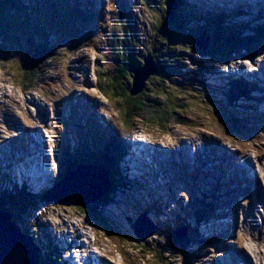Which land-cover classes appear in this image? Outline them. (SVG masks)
I'll return each mask as SVG.
<instances>
[{"label":"rangeland","instance_id":"rangeland-1","mask_svg":"<svg viewBox=\"0 0 264 264\" xmlns=\"http://www.w3.org/2000/svg\"><path fill=\"white\" fill-rule=\"evenodd\" d=\"M50 1L32 0L29 4L31 7L29 20L32 22H21V24H17L16 29H11V24L6 27L7 33H19L20 36L17 38H21L25 46L20 50L15 46L14 48L18 50L16 54L8 51L5 57L0 55V149L2 154H5L0 168L10 173L21 166V179H24L25 175L28 179L29 171L32 172V176L37 173L41 180L37 181V177H33L31 181L28 180L26 183H29V190L40 193L42 188H48L45 194H51L55 181L49 173L45 175V171H41L39 174L40 168L36 163L31 166L25 165L26 167L20 164L16 165L18 161H14V158L18 154L19 157L27 155L29 151L35 154L36 150L40 151L48 139L49 145L43 149L45 151L44 157H47L48 161L50 159L49 151H51L53 144L55 149L53 153H55L61 147L64 138L70 143L75 142L74 134L79 135L81 131H85V127L79 126L77 128V120L75 119L70 123L62 119L58 123L55 119V112L56 109L69 108L68 103L71 104L74 101L71 100L72 96H86L92 102L91 110L79 113L81 114L79 117H82L84 121L93 120L90 128L94 130L97 128V124H100V127L106 131L111 130L117 134L120 133L119 135L124 141H129L128 146L131 149L126 148L127 152H125L129 154L126 157V154L123 156L122 159L124 160L123 162L120 161V165H122L120 167L122 172L125 171V167L128 169L125 171V180L132 185V188L127 185L121 188L113 196L114 201L112 199L111 203L106 202L103 205L98 203L93 213L96 216L105 217L106 220L103 219V223L93 220L74 206L47 201L42 198V195L36 199L35 208L32 206L24 213L18 210L13 214L14 217L18 216L22 219V221H18L22 229L34 237L38 247L48 249L47 254L58 259L56 264H63L65 260H67L66 264H86L87 258L84 256V251L92 249L90 247L91 242L96 245V248L102 250L100 256L107 264H191L195 258L208 250L210 246L207 238L209 233H213L215 246L222 248V233L226 228H229L220 222L223 219H215L213 224L204 222V220L196 222L197 217L200 216L199 210H203L207 203L213 204V198H218L213 193L219 194L228 186L226 183L220 185L217 179L211 178L207 172V168L212 164L211 159L214 160L215 166L218 168L219 160L216 157L224 159L223 156H225L210 148L213 146L212 138L216 136L221 140L232 141L234 147L237 145L248 155H251L250 151L256 147L263 148L264 115H256V109L258 105H262L264 98L262 101H258V96L249 92L252 97L231 99V96L225 94L226 88L222 82H214L213 85L211 83L212 87L208 86L209 73H204V71L200 73L202 67L195 63L198 60V62L211 63L216 66L215 72L217 74L211 73L216 78L224 76L228 72H241L244 76L249 70L256 69L257 66H252L244 60H236L228 65L211 62L205 55H200L192 47L195 44L194 35L186 36L185 41H183L184 44L190 45L189 41L193 40V45L189 50L190 53L187 51L185 53L190 54L195 59V62L187 61V64H192L190 65L191 71L197 73L200 80H204L207 88L204 87L205 90L201 91V89L196 88L200 87L196 83L192 85L195 87L194 94L187 96V100H184L185 102L180 108L183 111L180 117L182 120L184 119L182 122L185 124L169 122L162 127L156 123L148 125L136 121L131 124L130 128L120 129V115L116 110L115 100L110 99V101L96 89L98 77L96 56L98 52L104 49L103 46L106 43L107 32H104L103 29H108V31L112 29L111 24L114 23L112 17L114 13L117 16L116 6H126L125 13L121 14L120 19L125 21V27L132 40L141 45L145 44L152 41L155 36L151 32L152 8H143L140 0H68L66 6L73 4L79 6L78 3H82L85 7L79 6L80 10L87 6L91 10L97 9L93 13L98 19L89 22L95 24L94 30L88 31L90 36L88 38L85 32L89 27L81 26L83 27L81 28L82 32L77 30V33H71L69 36H73L72 38L67 36L60 43L53 41L49 46L55 45L57 48L52 61L45 66L40 77L41 82L32 89L23 91L20 88L19 79L12 72L14 71L13 67L20 65V57L34 44L52 38V35L50 37L52 31L49 32L48 29H45L42 32L40 26L35 28V25H38L37 20H43L53 25L56 23L59 25L62 22L61 19L57 20L59 17L56 15L62 13V11L57 12L59 5H53V2ZM53 1L55 2V0ZM92 3H94L93 7ZM131 4L135 5L132 9ZM186 4L189 5V11L201 13V16L206 18L210 17L211 14L213 15L216 10H223L227 11L230 14L229 18L234 19V21H249V25L250 21L256 25L264 22V0H186ZM66 10L71 19H75L73 23L83 19V13L80 15L78 10L72 11L69 8ZM100 11L101 13H99ZM54 14L57 16H55V20L52 18ZM192 14L191 17L189 16L190 18H194L195 13ZM200 25L201 21L196 19L191 21L188 27L192 29ZM61 26L59 25L58 29ZM208 26L206 30L209 33L215 31L213 22H210ZM31 28H35L34 34L38 37L31 36L30 32L33 30ZM246 33L255 38L260 36V43L257 46L260 50L255 60L264 57V32L260 30V32L255 33V31L250 30L248 32L247 30ZM202 37L203 34L196 35V41L207 47L206 41L200 43ZM84 39L85 41H82ZM126 46H129L128 43ZM183 47L181 48L184 49ZM251 51L253 50L251 49ZM13 62L15 63L13 64ZM46 63H49V60ZM251 63L255 65L254 60ZM105 64L109 70L115 69L114 62L112 63L111 60ZM242 64H246L244 69L237 68L242 67ZM12 65L14 66L12 67ZM262 66L263 63L260 68ZM15 70L18 69L15 68ZM255 82L261 84V81ZM187 86L188 91H191L190 83ZM36 103L42 105L39 110H37ZM254 104L256 107L253 117H251ZM87 106L85 104L81 110ZM29 113L35 117V123L28 121ZM65 125L69 127L66 128ZM34 127L44 130L47 139L35 141L31 135V130ZM17 132H22L23 138L18 139L16 145L25 147V151L19 149L18 154L14 145L11 144L8 147L5 143L7 140L4 141L5 138L11 137L13 142ZM63 133L67 134L63 137ZM134 133L139 135L142 140L137 147L132 140ZM202 133V138L198 140L197 138ZM189 142H193L199 150L196 151L198 156H195V160L192 156L184 154V151L180 152L183 150L184 144L188 145ZM38 146L40 147L37 148ZM134 148L140 151L141 158L137 153L132 154L130 152H134ZM191 150L192 148H190V154L192 153ZM202 150L203 154H200ZM225 150L228 151V149ZM27 157V161H34L31 156ZM182 160L186 162V165L181 168ZM233 163L236 164L233 157H228L221 162L220 167L228 168L234 165ZM55 166L56 155L53 163V167ZM45 169L47 170V166ZM53 172H56L55 168ZM217 175L220 181L222 176L219 171H217ZM21 179L15 178L14 181L20 183L18 185L21 186L25 184V182H21ZM210 183H214L216 186L219 184V186L216 189H211ZM40 186L41 188H39ZM229 195L230 193L224 194V197L228 198ZM211 196L213 198H210ZM239 202L240 198L237 197L232 209L230 204L220 206L223 215L234 213ZM217 212L218 209L215 204L212 209L205 212V220L216 217ZM231 216L226 217V220ZM231 225H233V220ZM137 230L143 237L140 238L137 235L135 232ZM186 233H188L189 239H185ZM176 234L180 237L175 238ZM193 234L198 235V237H194ZM65 245H69V248L63 251ZM78 250L81 251V259L76 257ZM259 252L257 264H264V237L260 243ZM95 259L98 258H95L94 254L91 253L90 262L97 263L98 260Z\"/></svg>","mask_w":264,"mask_h":264},{"label":"trees","instance_id":"trees-1","mask_svg":"<svg viewBox=\"0 0 264 264\" xmlns=\"http://www.w3.org/2000/svg\"><path fill=\"white\" fill-rule=\"evenodd\" d=\"M31 1L32 0H0L1 57H5L8 51L16 54L18 50L14 48L15 46L19 48V50L24 48L25 45L22 39L17 38L20 34L7 33L6 27L11 24V29H16L17 24H21V22H32L29 20L31 12L29 4ZM67 1L68 0L50 1L53 2V5H59V9H56L57 12L62 11V13L56 14L59 17L57 20L61 19L63 22H61L62 24L59 23V25H62L61 28L58 29L59 25H57V23L53 25L43 20H37L38 25H35V28L40 26L42 32L45 29H48L49 32L52 31L50 33V37L52 35V38L44 42L36 43L27 50L25 54L20 57V65L15 67L18 70H15L13 67L14 65H12L14 69L12 72L19 79V85L23 91L30 90L41 82L40 77L43 74L45 66L50 64L55 49L57 48L55 45L49 46L53 41H59L58 43H60L63 38L69 36L71 33H77V30L82 32L81 28L83 27H89V32H91L93 28L89 22L90 20H94L95 16L93 11H96V8L91 10L87 6L85 9L80 10L79 6L85 7L82 3H78L79 6L74 4L66 6ZM140 4L143 8H152L153 17L151 19V32L155 35L153 37L154 40L152 39V41H148L142 45L135 43L125 27V21L120 19L121 14H123V12L125 13L126 6L117 5V11H115L117 16L114 13L112 17V22H114L111 24L112 29H110V31H108V29H103L104 32H107L106 43L103 46L104 49L98 52L96 56V72L98 76L96 79V89L107 99L115 100L116 110L118 111V115H120V129L130 128L131 124H134L136 121L144 122L148 125L156 123L162 127L165 123L169 122L180 125L185 124V122H182L184 119L182 120L180 117L183 112L180 108L184 104V100H187V96L194 94L193 91L195 87L192 85L196 83L200 86L196 88L201 89V91L203 89L205 90L204 87L206 86L204 80H200L197 73L191 71L190 65L192 64H187V61L195 62V59H193L190 54L185 53V51L190 53L189 50H191L192 47L195 48L200 55H205L211 62L225 65L229 64L234 58L252 59L260 50V48L257 47L260 43V36L259 38H255L249 33H246V31L248 30L249 32L252 30V32L255 31V33H258L262 30L264 32V22L256 25L250 21L249 25V21H234V19L229 18L230 14L223 10H216L210 17H202L201 13L188 10L189 5L186 4V0H176V8L171 17L165 14V0H140ZM93 5L94 3H92V7ZM130 7L132 9L135 5L131 4ZM67 8L72 11L78 10L80 15L83 13V19H79L78 22L76 20V22L73 23L75 19L73 18L74 20H72L69 12L66 13ZM192 13H195L194 18H190L193 15ZM56 15L54 14L52 18L54 19ZM196 19L201 21V25L192 29L189 28L188 25L190 22ZM210 22H213L215 31L209 33L206 28L209 27L208 25ZM34 29L31 30L30 34L36 38L38 36L34 34ZM88 31L85 32V35L90 38ZM201 34H203L202 39L204 42L206 41L207 47L203 46V44L200 45L196 41V35L200 36ZM192 35H194L195 47H191V45H193V40L189 41V43H191L190 45H186L183 42L186 36ZM69 37L72 38L73 36ZM82 41H85V39ZM127 43L129 45L128 47L126 46ZM251 49L253 51H251ZM146 56L151 58L155 72L144 80L141 90L133 95L130 93L134 75L132 70L133 68H141ZM47 60H49V63H46ZM109 60H111L112 63L114 62V70H109V67L105 64ZM14 63L15 62H13V64ZM195 64L202 67V72L200 73H203V71L204 73H209L208 79L210 84L211 80H213L211 73L214 71V66L211 63L198 62V60ZM188 83H190V88H192L191 91H188ZM237 86L238 85H236V90L239 87ZM229 93L231 99H236L241 95V93H236L235 91H229ZM243 96H245V94ZM2 117H5V115H2ZM73 117L77 118L72 114L71 119L67 123L73 122ZM92 121L93 120H86L82 122L77 120L76 127H85V131H81L79 135L74 134L73 139L75 142L70 143V141L68 142L64 138L61 147L55 152L56 172L53 180L56 182L69 170L74 168L77 163H90L103 166L110 177L108 191L97 202L99 205H103L106 202L111 203L114 198L113 196H115L121 188L126 187V185L132 188V185L125 180V171L122 172L120 167V161L123 162L122 158L126 154L125 141L120 137V133L117 134L111 130L106 131V129L100 127V124H97L95 130L90 128ZM65 127L68 128L69 126L65 125ZM67 133H63V137ZM60 137L62 138V136ZM45 191L46 189H42L40 193H32L28 191L25 185L19 187L18 184H13L12 187L2 188L0 189V209H7L9 211L20 210L24 213L32 206L35 208L36 199ZM213 200V204L207 203L203 210H199L200 216L197 217L198 220L196 222H202L205 219V212L208 209H212L218 199L213 198ZM75 208L84 212L88 217H91L99 223H103L102 220L105 219V217H101V215L96 216L93 213L96 206L90 205L87 207ZM13 220L15 222L22 221L19 217H14ZM22 230L24 233L29 234L25 229ZM193 236L198 237V235L194 234ZM189 238L188 233H186L185 239ZM181 246L182 243L180 248ZM47 251L48 249H41L40 247V260L38 264H56L55 262L58 261V259L51 257L50 254L48 255Z\"/></svg>","mask_w":264,"mask_h":264},{"label":"water","instance_id":"water-1","mask_svg":"<svg viewBox=\"0 0 264 264\" xmlns=\"http://www.w3.org/2000/svg\"><path fill=\"white\" fill-rule=\"evenodd\" d=\"M175 8L176 0H165L167 16L171 17ZM132 71L134 75L130 93L134 95L141 90L144 80L155 72V68L151 58L146 56L143 66ZM109 184L110 177L105 167L77 163L57 180L51 189L52 193H46L42 198L65 206H98L97 202L108 191ZM135 232L140 238L143 237L138 230ZM31 237L21 231L10 212L0 211V264H38V249ZM174 237L180 236L176 234Z\"/></svg>","mask_w":264,"mask_h":264},{"label":"bare ground","instance_id":"bare-ground-1","mask_svg":"<svg viewBox=\"0 0 264 264\" xmlns=\"http://www.w3.org/2000/svg\"><path fill=\"white\" fill-rule=\"evenodd\" d=\"M136 6H137V5H136ZM133 28H134V27H133ZM54 44H55V43H54ZM68 49H69V48H68ZM245 65H246V64H244V65L242 64V68H245ZM253 83L256 84L255 81H253ZM258 85H259V84H258ZM258 107H259V105H258ZM92 112H93V111H92ZM35 139H37V138H35ZM37 144H38V143H37ZM184 145H185V144H184ZM134 150H135V148H134ZM228 151H230V150H228ZM40 152H41V153L39 154L38 157H40L41 154H42V147H41V149H40ZM119 153H120V152H119ZM128 154H129V153H127V154L125 155V157H126ZM117 156H118V155H117ZM223 158L225 159V158H228V157H227V156H223ZM16 160H18V155H16L15 158H14V161H16ZM123 160H124V159H123ZM182 161H183V160H182ZM19 164H24V163H19ZM233 164L236 165L235 163H233ZM24 165H26V164H24ZM28 165H29V164H28ZM25 167H26V166H25ZM121 167H122V165H121ZM27 175H28V177H30V173L27 174ZM25 176H26V175H25ZM234 176H235V175H234ZM194 179H195V178H194ZM237 190H239V189H230L231 192H232V191H237ZM221 213H223V212H221ZM232 214H233V213H232ZM232 214H225V215H228V216L230 215V216H231ZM232 220H233V215H232ZM251 220L253 221V217H252V216H251ZM233 225H234V222H233ZM231 226H232V225H230V227H231ZM83 248H84V247H83ZM92 254H93V253H92ZM88 256H89V259H90V258H91V253H89ZM94 257L97 258L95 255H94ZM95 260H96V259H95ZM97 260H98V259H97ZM97 260H96V261H97ZM65 262H66V260H65ZM91 264H92V263H91ZM94 264H97V263L94 262Z\"/></svg>","mask_w":264,"mask_h":264}]
</instances>
